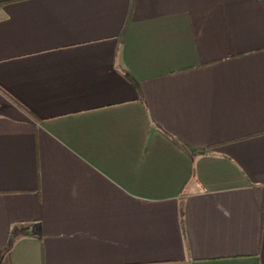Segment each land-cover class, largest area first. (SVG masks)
<instances>
[{"label":"crops","instance_id":"crops-1","mask_svg":"<svg viewBox=\"0 0 264 264\" xmlns=\"http://www.w3.org/2000/svg\"><path fill=\"white\" fill-rule=\"evenodd\" d=\"M0 259L264 264V0H0Z\"/></svg>","mask_w":264,"mask_h":264},{"label":"trees","instance_id":"trees-1","mask_svg":"<svg viewBox=\"0 0 264 264\" xmlns=\"http://www.w3.org/2000/svg\"><path fill=\"white\" fill-rule=\"evenodd\" d=\"M12 242H13L12 240L9 241L7 248L3 251V253H6L7 252V250L10 248ZM1 260L2 259H0V262H1Z\"/></svg>","mask_w":264,"mask_h":264}]
</instances>
